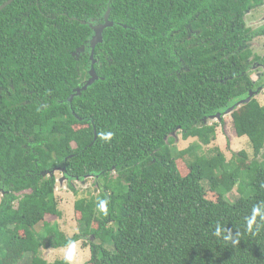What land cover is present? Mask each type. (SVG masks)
<instances>
[{
  "label": "trees",
  "instance_id": "1",
  "mask_svg": "<svg viewBox=\"0 0 264 264\" xmlns=\"http://www.w3.org/2000/svg\"><path fill=\"white\" fill-rule=\"evenodd\" d=\"M263 1L15 0L1 11L0 264L18 251L69 264L39 252L90 238V264H264V106L231 115L253 149L246 168L234 160L244 151L199 153L217 137L210 118L256 87L264 56L252 45L264 29L246 16ZM176 132L196 141L174 149ZM57 169L103 182L98 196L76 192L70 238L46 219L63 214ZM237 186L250 193L231 203Z\"/></svg>",
  "mask_w": 264,
  "mask_h": 264
},
{
  "label": "rangeland",
  "instance_id": "2",
  "mask_svg": "<svg viewBox=\"0 0 264 264\" xmlns=\"http://www.w3.org/2000/svg\"><path fill=\"white\" fill-rule=\"evenodd\" d=\"M261 20V21H260ZM246 23L249 29L257 30L260 26L264 24V7L262 8H255L250 10V13L246 16ZM253 51L255 54L264 56V38L258 37L255 39L252 45ZM255 67V66H254ZM252 78L255 82L260 81L261 84H264V66L261 68H254L251 74ZM260 84V85H261ZM261 91V92H260ZM259 94L253 96V99H257V101L264 106V85L261 86ZM249 98V96L247 97ZM251 101L243 104H249ZM244 102V101H243ZM242 105V106H243ZM226 113V112H225ZM213 117H216L213 116ZM225 121V124L222 122ZM231 115L225 114V117H222V120H219L218 117L210 118V124H219L217 128V137L216 140L212 142V144L208 147L202 146L199 149V153H204L207 156H210V150L214 147H219L222 152L225 154L227 161H231L233 159V155L236 153H240L242 151L247 152L248 156L242 162L234 159L238 164L243 168V166H248L250 161L254 160V153L253 149L250 145V142L247 137L243 138H236L234 133V128L231 124ZM171 138L175 140L174 144H172L174 149L183 150L189 147L193 142L196 140H188L185 141L182 139V135L180 132H176L170 135ZM264 154V150H263ZM263 157H260L259 160H263ZM54 175L57 179L56 185V197L59 203V210L63 213L62 217L56 218L52 216H47V223L51 224L52 226L57 225L59 230L63 232L67 237H73L79 232L80 229V213L75 211L74 205L77 199L76 192H78L79 197L87 196L88 193H91L95 196H98L102 191L101 187L103 182L101 179H97L95 177H89L85 180L80 179H73L69 180L66 179L60 169L55 170ZM249 180V178H248ZM243 181V180H242ZM246 182V181H245ZM205 187L208 189L207 197L211 201H217V195L210 191L208 183L205 184ZM250 192L247 190L241 191V189L234 188V190L227 195V200L231 203H235L238 199L242 197H246ZM98 223L93 225L94 228H97ZM43 223L38 226V230H42ZM113 226V225H110ZM51 227V226H50ZM56 229V228H55ZM90 240L88 239V247L84 246L85 241L81 240L80 242L62 249H41L39 255L42 259L46 260L48 263H55L57 261H67L69 264H90V259L94 253L91 251L90 247ZM21 251L16 252V255L11 260L6 262L8 263H17V264H31V259L29 254L23 256ZM22 257V258H21Z\"/></svg>",
  "mask_w": 264,
  "mask_h": 264
},
{
  "label": "water",
  "instance_id": "3",
  "mask_svg": "<svg viewBox=\"0 0 264 264\" xmlns=\"http://www.w3.org/2000/svg\"><path fill=\"white\" fill-rule=\"evenodd\" d=\"M15 0H9L8 2H6L5 4L1 5L0 6V12L3 11L5 8H7L9 5H11ZM108 17H109V13L106 14L105 16V19H106V23L104 25H100V26H95L93 27V30H94V36H93V39L91 40V48L94 49L96 47V45L102 41V33H103V30L106 28V27H110L112 26V23H109L108 22ZM93 58V56H92ZM91 75H92V82L96 80V75L95 73H93V70L91 71ZM259 93V91H258ZM257 95V92H250L249 94V98H247L246 100H244V102H240L239 104H237L236 106H233L231 107L230 109H228L226 111L227 114H230L232 113L238 106L242 105V104H245L249 101H251V99L253 98V96ZM225 113V114H226ZM216 117H218L219 120H222V117L223 115L222 114H218L216 115ZM216 117H213L212 118H216ZM55 171L51 172V175L54 174Z\"/></svg>",
  "mask_w": 264,
  "mask_h": 264
},
{
  "label": "clouds",
  "instance_id": "4",
  "mask_svg": "<svg viewBox=\"0 0 264 264\" xmlns=\"http://www.w3.org/2000/svg\"><path fill=\"white\" fill-rule=\"evenodd\" d=\"M254 81H255V80H254ZM260 90H261V89L252 90L251 92H257V95H258V94L261 92ZM258 91H260V92L258 93ZM248 96H249V94H248ZM248 96H247V97H248ZM255 96H256V95H255ZM246 99H247V98H246ZM246 99H244V100H246ZM244 100H242V101H244ZM242 101H240V102H242ZM240 102H239V103H240ZM239 103H237V104H239ZM237 104H236V105H237ZM242 105H243V104H242ZM242 105H240V106H242ZM240 106H238L237 108H239ZM231 107H233V106H231ZM231 107H230V108H231ZM230 108H229V109H230ZM237 108H236V109H237ZM236 109H235V110H236ZM227 110H228V109H227ZM227 110H226V111H227ZM235 110H234V111H235ZM234 111H233V112H234ZM233 112H232V113H233ZM232 113H230V114H228V115H232ZM218 114H219V113H218ZM218 114H217V115H218ZM214 116H215V115H214ZM223 116L225 117V114H224ZM259 212H260V210H259L258 208H257V209H254L253 217H252V219H250L249 222H248L249 229H251L252 224L254 223V220H255V216H256L257 214H259ZM216 234H217L218 236L220 235V230H219V229L217 230V233H216Z\"/></svg>",
  "mask_w": 264,
  "mask_h": 264
},
{
  "label": "flooded vegetation",
  "instance_id": "5",
  "mask_svg": "<svg viewBox=\"0 0 264 264\" xmlns=\"http://www.w3.org/2000/svg\"><path fill=\"white\" fill-rule=\"evenodd\" d=\"M258 8H262V7H264V1L262 2V4L261 5H259V6H257ZM256 7V8H257ZM255 9V8H254ZM248 13H250V12H248ZM247 13V14H248ZM261 21V20H260ZM262 29H264V24L262 25V26H260L257 30H253V32H255V31H257V32H260ZM261 38H264V35H262L261 36ZM264 66V63H258V64H256L255 65V67L254 68H261V67H263ZM262 80V78H260V80H259V82H255L256 83V87H255V89L254 90H257V89H261V86L262 85H264V84H261V81ZM261 84V85H260Z\"/></svg>",
  "mask_w": 264,
  "mask_h": 264
}]
</instances>
